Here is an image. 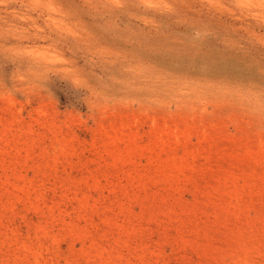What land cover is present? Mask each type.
I'll list each match as a JSON object with an SVG mask.
<instances>
[{"label": "rangeland", "instance_id": "rangeland-1", "mask_svg": "<svg viewBox=\"0 0 264 264\" xmlns=\"http://www.w3.org/2000/svg\"><path fill=\"white\" fill-rule=\"evenodd\" d=\"M0 264H264V0H0Z\"/></svg>", "mask_w": 264, "mask_h": 264}]
</instances>
